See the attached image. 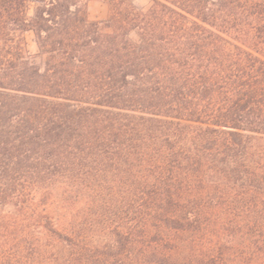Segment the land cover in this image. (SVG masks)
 <instances>
[{
    "label": "trees",
    "instance_id": "1",
    "mask_svg": "<svg viewBox=\"0 0 264 264\" xmlns=\"http://www.w3.org/2000/svg\"><path fill=\"white\" fill-rule=\"evenodd\" d=\"M87 1L0 0V264H264V0Z\"/></svg>",
    "mask_w": 264,
    "mask_h": 264
},
{
    "label": "rangeland",
    "instance_id": "2",
    "mask_svg": "<svg viewBox=\"0 0 264 264\" xmlns=\"http://www.w3.org/2000/svg\"><path fill=\"white\" fill-rule=\"evenodd\" d=\"M142 3L145 0H135ZM86 11L88 17L92 20L104 21L109 17L110 5L107 0H88L86 3ZM27 49L30 53L34 54L37 51V45L32 33L26 34Z\"/></svg>",
    "mask_w": 264,
    "mask_h": 264
}]
</instances>
